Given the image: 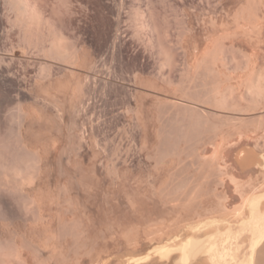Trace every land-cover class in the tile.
I'll list each match as a JSON object with an SVG mask.
<instances>
[{
    "label": "rangeland",
    "instance_id": "374dc122",
    "mask_svg": "<svg viewBox=\"0 0 264 264\" xmlns=\"http://www.w3.org/2000/svg\"><path fill=\"white\" fill-rule=\"evenodd\" d=\"M42 1H43L42 2L43 5H44L43 7H48L47 8L48 10L44 8L45 9L44 11L47 14L46 16L47 17L49 16L48 18L50 19V21H51L50 23L52 25L51 27H53V29L51 28L52 31L57 32V33H59V32L64 33V35H66V37L69 36L68 39H70V41L73 43V45H75L79 51L81 50L79 53H82V55H84V56H85V54L89 53L87 55L91 58H89L87 55L86 56L88 57V59L91 60V64L93 65V66L91 65V67H92L91 71L88 69V67H86V66L84 67V65L78 66L76 68L70 66V67H72L71 69H73L74 73L76 71V73L74 75L77 74L76 76H74V78L72 77L73 79H76L75 83H76V81H78V83L81 84L80 86H81V95H83V102H82L81 106L79 107V110H75V112H74V110L72 111V109H70V107H72V106H70L71 105L70 102H69L70 105L67 106V104H66V106L68 107V110L66 108V110H65L66 112L65 111L62 112L63 117L61 116L62 113L60 110L56 111L57 107H55V105H53V102L51 101L52 100L51 97L49 98L47 96L48 100L46 99L47 101L44 100L45 102L44 101L43 102L44 103L49 102V103L44 104L42 102L40 107L43 106V108H40L39 106L35 105L36 102H35V100L31 99L32 95L30 93H34V86L33 85L35 82V78L40 71L41 63L47 64L48 66L51 67L52 72H53L52 74L54 77H59L61 75V71H62L63 67L67 68L69 65L66 66V64H64L60 61L45 58V57L39 55V52H37L36 50L29 49V51L27 52L28 55L26 54V59H28V60L27 61L24 60L23 62H21L22 65H24V63H26L25 64L26 67L24 66L27 70L26 77L23 75L25 73V71H24V67L20 66V62H18V61L14 62V64L15 63L16 64L13 67L16 71L18 70L17 72H19L20 81H23V82H21L20 87H18V88L20 90L26 91L27 93L26 92L21 93L18 91L17 88L13 89V88H9V87H0V122H1V126H2L1 128H3L2 132L4 131L5 128H6L5 130L8 131L9 126H7V125L9 123L8 121H9L10 115H12V113L15 112V110L19 107L18 105H20V104L30 106V108H32L31 105L36 106V108L35 107L32 108L33 110L35 109L34 111H38V110L42 109L41 110L42 112L41 111L40 112L42 113V115H43V113L45 114V116L43 115V117L45 120L44 124L46 123V125H44L45 128L42 129L43 131L41 130V132H40L41 135H38L39 130L37 128L35 129V131H32L31 134L33 136H34V134H35V136L36 135L40 136V137L42 136L41 140L43 139L45 141V142L43 141L44 144L43 143L42 144L44 146H46V147H44L42 145L44 150H45L44 156L46 158V159L44 158V162H46L48 159V161L46 163H44V165H45L44 169H43L44 174H42L43 181H41V182H43L42 183V187H43L42 194H43V191H45L43 196H45V198L47 197L46 200L44 199L45 203L49 204V205H47L48 209L46 208L47 211H45V214H48V215H46V218L47 219L50 218V219H48L50 222L45 218L46 223L44 225L46 227L45 226H43V227H44V229L46 228L47 230L46 229L45 230L48 232L50 230H52L50 232H52V233L58 232L57 234L61 233V236H62V237L60 235H59L60 237H57L58 235L56 236V240L54 241L55 244L53 242V240L55 238L54 234L51 233L54 236L52 239L47 238L48 242L45 241V245L47 248L50 247V249L49 248L46 249L47 251L49 250L48 255H49V253H52V251H54L53 248L56 246L54 252H56L58 255L59 254L62 255V256L54 255L60 259V260H58V258H55L56 260H58L57 261L58 264H60V263L61 264H77L78 260L81 261V262H78V264H80V263L81 264H90V263L93 264V262H94V264H98L99 262H100L99 264H114V263H117V264H164V263L165 264H184L180 261L181 253L179 251L174 252L168 258H162L161 257L160 253L157 251V247L160 246L162 243L166 244L169 241V239L172 238V236L170 235V237H169V236L165 235L166 236L165 238L160 237L162 239H159L158 236H161V235H159V233L165 234L166 231L170 230V228L172 226L173 227L176 226V224H175L176 222L180 223L181 221H183V219H181V221L176 220V219H178L179 215H180L179 216L180 218L184 217V215H185L184 219L186 220L187 218H190L191 215L195 211L196 212L197 211H203V209L207 208L208 206L212 207V205H210V204H212V202H213V206H214V204L216 206V203H217L216 201H218V199H219V194H221L220 198L224 197V199H226L225 198L226 195L228 196L227 200L228 199H230V200H228V201L225 200V201H227L228 203H231V202L234 203L232 208L236 207L235 205H237V207H238V204L241 205V201L237 200L239 195H237V194L235 195V193H239V192H235V186H234V184H232L233 182L231 183V179H229V176L226 174L227 172L233 173L234 175L236 174L235 176L238 177L239 180L244 181V182L241 181L242 183H245V181L252 178V183H254L252 186H256V184H257V187L259 188V189H257V187H256L255 190L256 189L257 190L255 192L257 193V191H258V195L261 194V196H263V200H264V183H263L264 182V176L262 175V173H264V166L262 165L263 162H257L256 164L248 165V164L238 162L236 159L240 155L244 154L243 150H247V149L255 150L254 146L256 145V142H258L257 145L259 144L261 146V147L259 146L261 148L259 150L264 151V144H263L264 143L263 142L264 141V133L261 131V129L263 128L262 126H264V113H263L264 112V109H263L264 103L260 104V105H258V104L252 105L251 104L252 102L250 101L251 97L245 94L246 82L250 77V73L252 72V69L255 72L260 70L261 68L264 69V66H263L264 65V63H263L264 62V55H263L264 54V46H263L264 45V38H263L264 37V34H263L264 31L262 33H260V34H262L261 36H257V37H256V35L255 36L252 35V37L243 35L246 39L243 36H242V38H240L241 34L235 35V36H234V34H233V36H230V35H232V34H230L229 36L220 39V37H223V36H220L222 34L217 32L218 34H220V35H218L220 37L219 38L216 37V38L221 40L223 45H226L225 46L226 47L225 53L223 54V56L220 55V58L222 57L221 58L222 60L220 59L221 61H223V59L225 58V60L223 61L224 63L222 62L224 64V66H223V64H221V67L219 66L220 64L218 65L220 70L224 71V73L222 72L223 74L220 77V79H218V82L220 83V87L223 88L222 90H224V89H226V88H228L234 84L233 87L235 86L234 87L235 90L233 89V93H232L233 95L230 96V100H231V102L234 101L235 104L231 103V102L230 103L234 104V105H238V106H233V107L232 106L226 107V109H219L216 106H214L212 103L210 105V103L198 102L197 100L192 99L188 95V93H189V91L197 90L198 85H199V80H196L195 77L198 75V73L202 72V68H198L197 64H198V60L202 59L203 53H206V52H204V51H206V50H204V48H206L207 43H208V40L206 42V39H207V36L209 35V33L212 31V27H211L212 25L209 24L211 16L215 15L214 17H217L219 19L222 17L221 18L222 21L225 20L226 17L223 16L222 13H224V12L226 13V11L228 9L234 10L236 8L235 6H236L238 0H211L210 2H208L207 0H154L153 6H154L155 11L157 12V16H158L157 21H158V24L160 25V26L158 25V28L160 29L159 30L160 35H161V33L165 34V35L163 34L161 36L157 35V38H156V34L149 33L150 31L145 32L141 35L136 34L135 22L130 17V14L133 10L132 7H135V8L141 7L142 10L147 9L148 8L147 0H144V1L143 0H139V1L138 0L137 1H135V0H123L124 6L122 5V0L121 1L120 0H42ZM45 4H46V6H45ZM233 4H235V5H233ZM50 6H51V8H50ZM223 6H224V10H223ZM53 8H54V10H52ZM55 8H56V11H55ZM2 14H5V11H3ZM218 14H220L219 17H218ZM223 17H225V18H223ZM203 19H204L205 23L203 22ZM219 19H217V20H219ZM157 21H156V23H157ZM219 21H221V20H219ZM226 21H228V23ZM226 21H224V22H226L227 24H229V22H230V24H232L231 20L229 21V19H228ZM203 25H205V26H203ZM231 26H233V24L230 25V27H229L230 30H232L234 27V26L233 27H231ZM203 28H205L206 30ZM202 30H204V31H202ZM207 31H208V33H207ZM218 31H222V29L221 30L219 29ZM204 32H206V33H204ZM3 33H4V35H3ZM0 34L3 35V36L0 35V48H1L0 52L2 54H5V50H6V54H7V50H8L7 47H9V49H10V43H9V46H7L8 45L7 43L9 42V40H7L6 37L4 38L5 32L3 30L0 31ZM150 34H151L152 40L154 37L156 38V39L154 38L153 42H156V44H157V42L162 43L163 49L159 48L161 46V43L157 44L160 46L155 45V43H154V45H151ZM216 34L214 35V38H215V36H217ZM226 35H228V34H226ZM70 36L73 38V40ZM12 37L14 39L12 38L10 40L14 41L15 37L14 36H12ZM201 37H202V39H201ZM229 37H231L232 39ZM259 37H260V39H259ZM196 38H197V40H196ZM223 39H225V41ZM235 40L237 41V43ZM239 40L241 41V44H240ZM247 40H248V42H247ZM250 40H252L251 41L252 43L250 42ZM258 40H260V41H258ZM200 41H201V43H197ZM254 41H255V44L259 43V44H261V46L259 44L254 45L253 44ZM230 42H231V44H230ZM1 43L4 44V46ZM224 43H226V44H224ZM5 44L7 47L5 46ZM196 44H197V46L199 44V46L197 47ZM242 44H244V45L242 46ZM234 45H236V46H234ZM245 45H247V46H245ZM4 47L7 49H5ZM199 47H200V49H199ZM246 47H248V48H246ZM183 48L186 50H184ZM261 48H262V50H261ZM2 50H3V52H2ZM239 50H241V54L238 55ZM245 50L250 52V53H248V52L246 53ZM230 51H232V52H230ZM234 51H236L235 52L236 54H234ZM189 52H190V54H189ZM242 52H244V53L242 54ZM199 53L201 55H199ZM231 53H233V54H231ZM258 53H260V54H258ZM166 54L171 55L173 58V62L171 65H170V63H169V65H167L168 64L167 62L164 63L166 61V57H167ZM197 54H198V56H197ZM245 54L248 57L250 55L249 58H251V60H252L251 61L252 65H250L251 71H247L246 69H244L245 64L241 63V62H243L242 59H244L243 57ZM257 54H258V58H260V59L256 58ZM188 55H190V56H188ZM232 55H236V56L238 55L237 56L238 58L235 56V59H236L235 60V59H233L234 56H232ZM194 56H195V58H194ZM192 58H194V59H192ZM239 58H242L241 62H240V60L238 61ZM256 60H258V61H256ZM29 63H31V64H29ZM186 64H187V66H186ZM189 64H192L191 68H190L191 70L189 69V66H190ZM52 66H54V67H52ZM238 66H240V67H238ZM81 67H83V68H81ZM193 67H195V68L193 69ZM257 67H259L260 69ZM54 68L56 71L54 70ZM74 68H75V70H74ZM77 68L79 69V71ZM85 69H86V71H85ZM243 71H245V72H243ZM220 73H221V71H220ZM87 75L89 77L88 79H87ZM23 77H25V78H23ZM78 78H80V79H78ZM192 80H193V82H192ZM207 80H208V82H214L215 81L213 78H208ZM233 81H237L238 83L237 82L234 83ZM73 82H74V80H72V83ZM82 84H84V85H82ZM225 85H227L228 87ZM236 85H238V86H236ZM72 86H70V87H72ZM70 87H69V89H70ZM178 87H180V88H178ZM86 88L89 89L90 91L87 90ZM238 88H239L240 92H239ZM69 89H67L66 92L71 91V89L70 90ZM86 90L88 91V94H87ZM62 91H65V90H62ZM85 91H86V93H85ZM28 93L30 94L31 97H29V95H26ZM61 94H63V92ZM167 95H169V96H167ZM49 99H51V100H49ZM168 99H169V101H168ZM174 100H176L177 102ZM237 102L239 104H237ZM176 103H178L177 105L180 108H181V106H182V108H186V106H188L187 108L193 107L192 109H195L196 111L200 110L199 113L204 112V114L206 116H208L209 119L211 117L212 120H214V121H212V124L214 122H216L217 124H219V126L221 124H223V125L226 124V126L224 125L225 127H223L221 125L222 127H219V130L222 128L223 129L222 131H224V132H221L224 134H222V135L220 134V136L217 135V137L219 139L222 137V139H220V140L219 139L216 140L217 137H215L214 135L212 136V134H210L211 136L210 135L207 136V134L199 136V134L191 132L190 134L193 133V136H192L193 141L190 142L188 140L189 141L188 143H187V141L186 142L180 141L181 143L179 142L180 144H178V146L180 145L182 148L186 149L185 150L186 154L184 156H181V159L177 156H170V158H166L165 160H163L164 162H162L161 160H159V158H157V156L152 157V156H150V154L153 152L154 149L158 151V148H159V150H161V149L166 148V146H168V145L163 143L164 131L166 129L170 128L171 121L173 120V117H175V115H174L175 114V111H174L175 107H173V106H175ZM45 105H47V106H45ZM137 105H139L141 108ZM183 105H185V106H183ZM255 105H257V106H255ZM53 106H54V108H53ZM155 108H157V110H155ZM70 111H72V112H70ZM251 111L252 112L254 111V112L252 113ZM261 111H262V113H261ZM155 112H156V114L157 113L158 114L156 115ZM70 113L72 115H70ZM74 113H76V114H74ZM78 113H79V115H78ZM259 113H261V114H259ZM207 114H209V115H207ZM56 115L57 116L59 115V116L57 117ZM69 115L72 118H69L70 117ZM138 115H140V116H138ZM253 116H255V118ZM45 117H47V118H45ZM227 117H229V118H227ZM231 117H232V119H231ZM57 118H59V119H57ZM240 118H242V120H244V122L242 120H240ZM46 119H50V120H46ZM51 119H53V120H51ZM248 119H249V121H248ZM55 120L57 121L56 123H55ZM233 120H235V122ZM51 121L53 123H51ZM232 121L235 124L237 121L238 125L233 126L231 124ZM239 121H241L242 123H240ZM48 123H49V126H48ZM50 123H51V125H50ZM57 123H58V126H57ZM239 123L241 125L242 124L243 125L241 126ZM251 123H254L253 126H256V130L253 127L254 129L253 128L250 129V131H251L250 132V131H248L247 126H248V128L249 127L251 128L252 127V126H250ZM52 124H54V125H52ZM59 124H61V125H59ZM62 124L65 127H63ZM137 124H138V126H137ZM143 124L145 127L143 126ZM230 125H232L231 128L229 127ZM3 126H5V127H3ZM52 126H53V129H52ZM54 126L56 129L54 128ZM72 126H73V128H71ZM74 126H76V127H74ZM61 127H63V129ZM234 127L237 128V130ZM244 127H246L245 128L246 131L244 130ZM58 128L61 130H59ZM241 128L244 130L243 131L244 133L249 132L248 135L245 136L249 139L245 138L244 136L242 137L244 139H242L241 136H238L239 133L242 131ZM72 129H75V132H74V130L72 131ZM158 129H160V130H158ZM238 129H240V130H238ZM253 130H255L256 132L258 130V132H257L258 137H257V135H256L257 133H255V131L252 134ZM58 131H60V132H58ZM33 132H35V133H33ZM157 132H159L160 134H158ZM235 132H238V133H235ZM260 132H262V133L260 134ZM219 133H220V131H219ZM84 134H86V135H84ZM195 134H197V135H195ZM90 135H92V136H90ZM261 135H262V137H261ZM33 136L31 137L32 141L36 140L33 138L37 137V136L36 137L35 136L33 137ZM75 136L77 138L82 137V140L84 139L83 143H82L84 146L81 145V147H80V145H78L76 143L77 138ZM91 137H93V138H91ZM160 137H162V138H160ZM210 137H215L216 139L214 138V140H216L218 142H220L222 140L221 145H224V144H222L223 142L225 143V145L223 146V151H222L224 156L223 155H221V156H223L224 158L229 157L228 158L229 160L227 162V159H225V161L228 164H226L225 161L223 163L225 165H223L221 163V165L226 167V168L223 167L224 168L223 170H226V172H224V174L218 175V174H216V172H213V170L209 171L207 168L203 169L200 166L199 162L196 161L195 157L191 156V152L189 151L190 148H197L199 154L200 153H202V154L211 153L212 144L215 143V141L212 143L213 138L211 139ZM224 137L226 138V140ZM234 137H237L238 139L237 138L234 139ZM94 138H96V139H94ZM94 140H96L97 142ZM87 141H88V143H87ZM251 141H253V142H251ZM69 142H70V145H69ZM94 142H96V144ZM261 142H262V144H261ZM55 143H56V145H55ZM159 143H160V145H159ZM67 146H68V148H66ZM57 147L59 149H57ZM229 147H231L232 149ZM236 147H238V148H236ZM62 148L64 151L62 150ZM92 148H93V150H92ZM52 149H53V151H52ZM97 150H100L99 151L100 154L98 153ZM148 150L150 152L151 151L152 152L150 153ZM225 150L226 151L228 150V151L224 152ZM50 151H51V153H50ZM62 152H63V154H62ZM75 152L77 153V155L74 157L73 155L76 154ZM70 154H71V156H70ZM148 154H149V156H148ZM68 155H69V157H68ZM48 156L50 159L48 158ZM59 156H61V157H59ZM234 157H235L236 161H235ZM70 158L71 159L73 158V159L71 160ZM148 158H150V159H148ZM156 158L158 160H156ZM172 159H173V162H175V163L171 162ZM174 159H176V160H174ZM68 160H69V162H68ZM90 162H92V163H90ZM221 162H223V161H221ZM94 163H96V164H94ZM168 164H171V166ZM174 164H175V167H174ZM83 165H85V166L83 167ZM166 165H168L167 168H166ZM229 165L233 166V167L231 168ZM94 167H95V169H94ZM113 167L115 169L114 170L115 175H114V173H111V171H110V169H111L113 172ZM257 167L259 170H257ZM165 168H166V170H165ZM200 168H202L203 170L202 169L199 170ZM45 169L47 172L45 171ZM160 169H162L163 171ZM235 169H237V170L235 171ZM91 170L93 172H91ZM204 170H206V171H204ZM116 171H117V173H116ZM76 172H78V173L76 174ZM158 172H161V173H158ZM186 172H187V174H186ZM198 172H200V174ZM201 172L202 173L204 172V173L202 174ZM166 173H167V175H166ZM168 173H169V175H168ZM254 173H255V175H253ZM73 174L75 177L73 176ZM91 174H95V175H91ZM116 174H118V175H116ZM154 175H155V177H153ZM83 176H86V177L83 178ZM114 176H116V177H114ZM158 176L159 177L163 176L164 178H162V177L159 178ZM260 176H262L263 179ZM137 177H138V179H137ZM181 177L183 178V180H186V179L190 180V181L192 180L191 183L193 185L199 186V187H197L198 191L195 190L196 193H195L194 197H193L194 192L192 194V199L196 197V200L195 199L192 200L191 198L189 199L193 202H191V201L189 202V200L187 201V203L185 201H182V202L179 201V203L175 202V204H178L179 209L176 207L174 210V206H172V205H174L173 202H170V206H168L169 204H165L161 200H158L160 198H158V197L156 198V196L154 198V197H152L153 195L151 196L152 198L150 197L151 194L147 191L148 190L147 188H149L148 186H150V184H151L150 182L154 183V182H157V180H159L157 183H155L157 186H159V184H160L161 187H163V186L165 187V185H166V187L169 188V186H170V188H171V186L173 184L175 185L176 182H179L180 180H182ZM258 177H260V179ZM80 178H81V181H80ZM257 178L259 179L258 180L259 182L256 181ZM44 179H45V181H44ZM116 179L118 182H116ZM160 179H162L163 181ZM167 179H169V180H167ZM219 180H220V182H218ZM222 180L225 182H223ZM77 181H78L79 185L76 184ZM203 181H205V182L203 183ZM70 182L73 183V186L71 185L72 183H70ZM86 182H87V184H86ZM121 182H123V183L121 184ZM137 182L139 183L138 185H137ZM160 182H162V183H160ZM199 182H200V184H199ZM63 183L64 184L67 183L66 184L67 186L64 185ZM114 183L116 186L114 185ZM163 183L165 185H163ZM249 183H251V181ZM258 183H260V184H258ZM88 184H89V186H88ZM126 184H127V186H126ZM77 185L79 187H81V186L82 187L79 188ZM207 185L209 186V188ZM212 185H215L219 189L218 188L216 189V187L213 186V188L211 190ZM132 186H134V188ZM59 187L61 188L60 191H62L61 192L62 196H61V193L59 191V189H60ZM62 187H63V189H62ZM45 188H47L48 191ZM65 188H66V190L68 188V191H66ZM70 188H72L73 190H71ZM106 188H107V190H106ZM119 188H121V189H119ZM144 188H146V190H144ZM203 188H204V190H203ZM260 188L263 190L261 191ZM135 189H137V190L135 191ZM215 189L218 193L215 191ZM226 189L228 192L226 191ZM125 190H126V192H124ZM248 190H249V188H248ZM259 190L261 191L260 193H259ZM50 191H51V193H50ZM146 191L150 195L148 193H146ZM138 192H140V193L142 192L141 195ZM211 192H213L212 193L213 195H216V196H214L215 199L213 198V195L211 194ZM58 193H59V195H58ZM202 193L204 195L206 194L207 198H206V196L204 198V195ZM54 194H56V195H54ZM104 194H105V196H107V195L108 196L105 197ZM112 195H113V197H112ZM50 196L52 198H50ZM68 196L70 198H72L73 201H72V199L70 200V198ZM109 196H110V198H109ZM60 198H62L61 201H60ZM118 198H119V200H118ZM209 198H211V199H209ZM47 199L49 201H47ZM133 199H135V200H133ZM51 200H53V201H51ZM65 200H67V201H65ZM75 200H77L80 204L78 205L77 204L78 202ZM105 200H107L108 202ZM116 200H117V202H115ZM54 201H55V203H54ZM64 201L66 203L63 207L62 204H64ZM144 201H145V204H144ZM197 201L201 202V204ZM72 202H73V204H72ZM75 203H76V205H75ZM124 203L125 204L127 203V204L125 205ZM138 203H140V204H138ZM147 203H148V205H147ZM153 203H156V204H153ZM184 203H186V206ZM54 204H56L57 207H58V205H59V207L61 205V207L57 208L56 205H54ZM123 204H124V206H123ZM190 204H191V207H193V209L192 208L189 209ZM12 205H13V208L10 209L12 212L9 211L10 213H8L10 215L4 216V218H2L0 221V239H1L0 242L4 241L5 238H7L5 240L11 239L10 236L11 237L13 236L14 239H16L18 237L19 238V239L17 238L18 241L25 242L26 239L25 240L20 239L21 237L24 238L23 236L25 234L23 236H20V235H22L23 233H27V231L31 228V226L33 228L35 226L34 225L35 222L32 220L31 216L24 214L17 205H15V204H12ZM14 205H15V207H14ZM73 205H75V206H73ZM103 205H104V207H103ZM155 205H157L156 208L154 207ZM80 206H82V207L80 208ZM84 206H86V208H88V209L84 208ZM117 206H118L119 210H117ZM129 206H130V208H129ZM146 206H148V207H146ZM166 206H167V209H166ZM135 207H138V208H135ZM183 207H184V209H183ZM50 208H51V210H50ZM83 208L85 211L83 210ZM97 208H99V209H97ZM146 208L148 209V211H146L147 210ZM79 209L81 211H79ZM126 209H127V212H123V211H126ZM132 209L133 210L135 209V210L133 211ZM54 210H56V211L53 212ZM103 210H104V212H103ZM159 210H160V212H159ZM180 210H181V212H180ZM70 211H71V213H70ZM75 211H77V212H75ZM191 211H193V212L191 213ZM56 212H58V213H56ZM63 212H65V214ZM83 212L85 213L86 217H85ZM107 212H109V213H107ZM178 212H180V213H178ZM247 212L248 211L246 210L245 213H247ZM51 213H53V214H51ZM80 213H82V214H80ZM127 213H128V215L132 214L131 215L132 217L130 215L128 216ZM148 213H150L151 216ZM55 214H57V215H55ZM59 214H60V216H59ZM66 214L68 216H66ZM188 214H189V217H188ZM74 215L75 216L77 215L76 220L78 221L79 229H81L80 230L81 234L83 232V234H82L83 237L79 236L78 237V239L80 238L79 240L71 238V236H69V235H68L69 236L68 237L67 235H65V232L61 228L59 229V227L61 226L60 221L64 218L63 216H65L66 219L67 218L71 219V218H75ZM81 215H83V216H81ZM92 215H94V217ZM139 215H140V217H139ZM169 215L171 217H168ZM58 216L60 217V219ZM100 216H103V217H100ZM148 216H149V218H148ZM186 216H187V218H186ZM230 216L232 217L233 214H231ZM126 217H127V219H126ZM141 217H143V218H141ZM154 217H156V218H154ZM220 217L222 218L223 215L219 216V218H217L216 221L213 219L205 220V218H203L202 221H199V223L194 224L193 227H186V228L181 227V228H179L181 230V232H179L180 230L176 231V235L178 234L179 237L177 239H173L174 241L173 240L169 241V244H171V246H175V247L180 246V244L183 243V241H185L184 239H186V237L189 235L194 236V234H195L196 237H199V238L205 240V239H208V237H209V236H207L208 233H212L215 231L217 234H219L221 232L220 229H222V232H224L227 229V227H229L233 222H231V220H230L231 223L228 222L230 219L229 216H228L229 219H227V217H226V220H225V217L222 219ZM174 218H175V220H174ZM81 219H82V221H81ZM235 219H234V221H236V222L233 223L234 225H236L235 223L238 224V222H237L238 220H235ZM114 220H115V222H113ZM152 220L154 222L157 220L156 221L157 223L156 222L154 223ZM47 221H48L49 225L47 224ZM90 221H91V223H90ZM108 221H109V223H108ZM51 222H53V223H51ZM82 222H83V224H80ZM141 222H143V223H141ZM32 223H33V225H32ZM128 223H129V225H128ZM51 224L53 226H51ZM106 224L108 225V227H106L107 226ZM113 224H114V226H113ZM157 224L159 225V227ZM58 225H60V226L57 227ZM80 225H81V227H83V226L84 227L81 228ZM109 225L112 226L111 229L109 228ZM152 225H154V226L156 225L155 227L157 228V231L158 230L160 231V229L163 228V226L166 228L168 227L169 229L163 228L164 231L161 230V232L157 233L156 228ZM131 226H133V227H131ZM144 226L148 229H146V228L144 229ZM56 228H58L57 230H59V231H56ZM107 228H108V230H107ZM134 228H135V230H134ZM138 228H141V229H138ZM88 229H91V230H88ZM153 229H155V230H153ZM61 230H62V232H61ZM133 230H134V232H133ZM183 230L185 231V233ZM209 230H211V231H209ZM87 231L89 233H86ZM110 231H112V232H110ZM125 231L127 232V234H125L126 233ZM139 231H140V234L142 233L141 236L137 233ZM146 231L149 233H146ZM29 232L26 234L27 238H28V236L31 235V229L29 230ZM100 232L102 235L100 234ZM105 232H107V233H105ZM152 232H154L153 234H155L156 236L153 235ZM187 232H189V234H187ZM91 233H92V235H91ZM113 233H115V234H113ZM134 233L138 237L136 235L133 236ZM26 235H25V237H26ZM48 235L49 234H47V236ZM52 235H49V236H52ZM120 235L121 236L123 235V236L121 237ZM1 236H3V237H1ZM91 236H93V237H91ZM125 237H126V239H125ZM128 237L130 238V240ZM134 237H136L135 238L136 240L132 239ZM2 238H4V239L2 240ZM58 238H60V239H58ZM90 238H91V240H89ZM119 238H120V240H119ZM166 238H168V239H166ZM103 239H104V241H103ZM107 239H110V240H107ZM123 239H124V242L122 241ZM141 239H143V240H141ZM76 241L78 242V245H76L77 244ZM61 242L63 243L64 246L62 245ZM99 242H100V245H99ZM108 242H110V243H108ZM67 243L70 245L69 247H68ZM79 243H80V245H79ZM115 243H117V244H115ZM137 243H139V244L141 243V244L139 245ZM50 244H53V245L51 246ZM89 244H90V247H89ZM94 244L95 245L97 244L98 247H96L97 245L95 246ZM131 244H133V245L131 246ZM244 244L247 245V241H245ZM121 245H123V246H121ZM57 246H59V248ZM79 246H80V248H79ZM66 247H68V248H66ZM72 247L76 248V249H74V252L72 251V249H73ZM261 247L262 248L259 249V252H258L259 256H257V261L264 259V252L263 253L260 252V251L264 250V244ZM51 248H52V250H51ZM92 248H94V249L92 250ZM98 248H100V249H98ZM104 249H107L108 253ZM113 249H114V251H113ZM115 249H116V251H115ZM81 250L83 252H80ZM85 250L87 252H85ZM88 250L90 251L89 253H88ZM60 251H62V252H60ZM92 251L94 253L91 254ZM118 251H121V252L119 253ZM75 252H78V253H75ZM28 253L26 252L25 255H28ZM62 253H64V254H62ZM86 254H87V256H85ZM97 254H99V255H97ZM143 254H144V256H143ZM77 255H78V257H77ZM82 256H84V257L81 258ZM31 257L32 258L29 259V262H32L31 264H36L34 262H37L38 260L36 258H33V256H31ZM61 257L62 258L64 257L63 259H65L64 261H66V263L63 261V259H61ZM74 258H75V260L73 261ZM94 258H95V260H94ZM66 259H68V260H66ZM56 260L55 261L54 260L49 261L48 258H44V259H42V263L43 264H53V263L56 264ZM203 263L206 264L205 263V256H200L199 258H197L196 260H192L188 264H203Z\"/></svg>",
    "mask_w": 264,
    "mask_h": 264
},
{
    "label": "bare ground",
    "instance_id": "6f19581e",
    "mask_svg": "<svg viewBox=\"0 0 264 264\" xmlns=\"http://www.w3.org/2000/svg\"><path fill=\"white\" fill-rule=\"evenodd\" d=\"M121 1V0H120ZM135 1H137V0H135ZM139 1V0H138ZM144 1V0H143ZM208 2H210L211 0H207ZM43 1L42 0H0V31L1 30H3L4 32H5V36H4V38L6 37L7 38V40H9V42L7 43L8 45L7 46H9V43H10V49H9V47H7L6 46V44H5V46L8 48V50H7V54H6V50H5V54H2L1 52H0V87H9V88H17L18 89V91L19 92H26V91H23V90H20L18 87H20V84H21V82H23V81H20V77H19V72H17L13 67L15 66V64H14V62H20V66L21 67H24L25 66V64L26 63H24V65H22L21 64V62H23L24 60L25 61H27L28 59H26V54L28 55V51H29V49H34V50H36L37 52H39V55H41V56H43V57H45V58H49V59H51V60H56V61H60V62H62V63H64V64H66V66H68L67 68L65 67H63V69H62V71H61V75L59 76V77H54L53 76V72H52V69H51V67L50 66H48L47 64H44V63H41V65H40V71H39V73H38V75L36 76V78H35V82H34V93H30L31 95H32V98L31 99H33V100H35V102H36V104L35 105H37V106H39L40 107V105H41V103L44 101V100H48V97L50 98L51 97V99H49V100H51L52 102H53V105H55V107H57V109H56V111L57 110H60L61 111V113L63 112V111H65L66 110V108H67V110H68V105H70V103H71V105L70 106H72V107H70V109H72V111L74 110V112H75V110H79V107L81 106V104H82V102H83V95H81V84H79L78 83V81H76V83H75V80L76 79H73L74 78V76H76V75H74L75 73H76V71H75V73H74V71H73V69H71L72 67H78V66H83L84 65V67L86 66V67H88V69L91 71V60L90 59H88V55L87 54H89V53H87V54H85V56L87 57H85L84 55H82V53H79L80 51L77 49V47L75 46V45H73V43L70 41V39H68L69 38V36L68 37H66V35H64V33H57V32H53L52 31V29H53V27H51L52 25H51V21H50V19L46 16L47 14L45 13V9H47L48 7H43L44 5H43V3H42ZM123 0H122V5H123ZM147 2H148V8L147 9H145V10H142L141 9V7H139V8H135V7H132L133 8V10H132V12H131V14H130V17H131V19L135 22V32H136V34H138V35H141V34H143V33H145V32H148V31H150L149 33H153V34H156V38H157V35L159 36L160 35V29L158 28V21H157V12L155 11V8H154V0H147ZM236 2V1H235ZM234 3V2H233ZM147 5V4H146ZM230 5V4H229ZM233 5H235V4H233ZM45 6H46V4H45ZM124 6V5H123ZM231 6V5H230ZM229 6V7H230ZM54 7V6H53ZM236 8L233 10H231V9H228L227 11H226V13L224 14V13H222L223 14V16H225V17H223V18H225V20H223L222 21V17L219 19V18H217V17H214V16H211V18H210V25H212L211 27H212V31L209 33V35L207 36V39H206V42H207V40H208V43H207V46H206V48H204V50H206V51H204V52H206V53H203V57H202V59H200V60H198V64H197V66H198V68H202V72L201 73H198V75L195 77L196 78V80H199V85H198V88H197V90H195V91H189V93H188V95L192 98V99H195V100H197L198 102H205V103H210V105H211V103L214 105V106H216L217 108H219V109H226V107H230V106H238V105H234L235 103H234V101H232L231 102V100H230V96L231 95H233L232 93H233V89H234V87H233V85H231L230 87H228L227 85H225V86H227L228 88H226V89H224V90H222L223 88H221L220 87V83L218 82V79H220V77L222 76V74L224 73V71H222V70H220V68H219V66L221 67V64H223L224 62V60H225V58L223 59V61H221L222 59V57L220 58V55H222L223 56V54L225 53V50H226V45H223V43H222V41L221 40H219V39H217L216 37H220V36H223V37H220V39H222V38H224V37H227V36H229L230 34H232V35H230V36H233V34H234V36L235 35H239V34H241L240 36V38H242V36L243 35H245V36H249V37H252V35H256V37L257 36H261L262 34H260V33H262L263 31H264V0H238V2H237V4H236V6H235ZM45 8V9H44ZM50 8H51V6H50ZM227 8V7H226ZM48 10V9H47ZM51 10V9H50ZM52 10H54V8L52 9ZM223 10H224V6H223ZM3 11H5V14H2V12ZM55 11H56V8H55ZM59 11V10H58ZM48 13V12H47ZM51 13V12H50ZM57 13V12H56ZM218 13V12H217ZM58 15V14H57ZM219 15L220 14H218V17H219ZM222 16V15H221ZM217 19H219V20H221V21H219V20H217ZM229 19V21L231 20V23L233 24V26H231V27H233V29L232 30H230L229 29V27H230V25H232V24H230V22H229V24H227L228 23V21H226V20H228ZM209 20V19H208ZM156 21H157V23H156ZM220 23H219V22ZM224 21H226V22H224ZM201 22V21H200ZM203 22H204V19H203ZM202 23V22H201ZM200 23V24H201ZM205 23V22H204ZM160 26V25H159ZM203 26H205V25H203ZM209 27V26H208ZM52 28V29H51ZM161 28V27H160ZM210 28V27H209ZM221 30L222 29V31H218L219 29ZM64 29V28H63ZM203 29H205V28H203ZM211 29V28H210ZM206 30V29H205ZM64 31V30H63ZM202 31H204V30H202ZM65 32V31H64ZM163 32V31H162ZM221 33L222 35H220V34H218V33ZM204 33H206V32H204ZM207 33H208V31H207ZM217 33V34H216ZM66 34V33H65ZM164 34V33H163ZM162 33H161V35H163ZM203 34V33H202ZM201 34V35H202ZM217 35V36H215V38H214V35ZM226 34H228V35H226ZM259 34V35H258ZM264 34V33H263ZM0 35H2V34H0ZM3 35H4V33H3ZM2 35V36H3ZM160 35V36H161ZM165 35V34H164ZM218 35H220V36H218ZM225 35V36H224ZM1 36V37H2ZM12 36H14L15 37V40L14 41H11L10 39H12L13 37ZM143 36V35H142ZM155 36V35H154ZM194 36V35H193ZM196 36V35H195ZM198 36V35H197ZM253 36V37H254ZM71 37V36H70ZM150 37H151V34H150ZM244 37V36H243ZM72 38V37H71ZM155 38V37H154ZM154 38H153V40H152V37L150 38V43H151V45H154V43H155V45H157L158 43L160 44L161 42H157V44H156V42H153L154 41ZM155 38V39H156ZM205 38V37H204ZM203 38V39H204ZM229 38H231V37H229ZM228 38V39H229ZM235 38V37H234ZM245 38V37H244ZM264 38V37H263ZM3 39V38H2ZM14 39V38H13ZM201 39H202V37H201ZM217 39V40H216ZM232 39V38H231ZM246 39V38H245ZM259 39H260V37H259ZM72 40H73V38H72ZM158 40V39H157ZM156 40V41H157ZM196 40H197V38H196ZM224 41H225V39H223ZM159 41V40H158ZM220 41V42H219ZM236 41V40H235ZM240 41V40H239ZM245 41V40H244ZM252 40H250V42H251ZM258 41H260V40H258ZM262 41V40H261ZM195 42V41H194ZM204 42V41H203ZM233 42V41H232ZM247 42H248V40H247ZM189 43V42H188ZM197 43H201V41L200 42H197ZM236 43H237V41H236ZM252 43V42H251ZM2 44V43H1ZM78 44V43H77ZM222 44V45H221ZM224 44H226V43H224ZM230 44H231V42H230ZM240 44H241V41H240ZM249 44V43H248ZM254 45H256V44H259V43H256L255 44V41H254V43H253ZM3 46H4V44H2ZM183 45V44H182ZM193 45V44H192ZM203 45V46H204ZM244 44H242V46H243ZM251 45V44H250ZM260 46H261V44H259ZM82 46V45H81ZM157 46H160V45H157ZM191 46V45H190ZM196 46H197V44H196ZM198 46H199V44H198ZM197 46V47H198ZM234 46H236V45H234ZM240 46V45H239ZM245 46H247V45H245ZM249 46V45H248ZM264 46V45H263ZM156 47V46H155ZM163 46H162V43H161V46L159 47V48H161V49H163L162 48ZM184 47V46H183ZM187 47V46H186ZM5 48V47H4ZM7 48H5V49H7ZM194 48V47H193ZM240 48V47H239ZM238 48V49H239ZM242 48V47H241ZM246 48H248V47H246ZM251 48V47H250ZM249 48V49H250ZM253 48V47H252ZM1 49V48H0ZM80 49V48H79ZM184 49V48H183ZM189 49V48H188ZM187 49V50H188ZM199 49H200V47H199ZM235 49V48H234ZM237 49V48H236ZM184 50H186V49H184ZM248 50V49H247ZM251 50V49H250ZM257 50V49H256ZM255 50V51H256ZM261 50H262V48H261ZM1 51V50H0ZM86 51V50H85ZM194 51V50H193ZM233 51V50H232ZM232 51H230V52H232ZM246 51V50H245ZM252 51V50H251ZM254 51V50H253ZM2 52H3V50H2ZM84 52V51H83ZM87 52V51H86ZM223 52V53H222ZM236 51H234V54H236L235 53ZM238 52V51H237ZM248 51H246V53H247ZM263 52V51H262ZM195 53V52H194ZM244 52H242V54H243ZM248 53H250V52H248ZM256 53V52H255ZM189 54H190V52H189ZM193 54V53H192ZM191 54V55H192ZM231 54H233V53H231ZM230 54V55H231ZM239 54H241V50H239V52H238V55ZM258 54H260V53H258ZM258 54H257V57L256 58H258ZM169 55V54H168ZM167 54H166V61L164 62V63H168L167 65H169V63H170V65L172 64V62H173V58H172V56L171 55H169L168 56ZM199 55H201L200 53H199ZM205 55V56H204ZM237 55V56H238ZM264 55V54H263ZM188 56H190V55H188ZM197 56H198V54H197ZM196 56V57H197ZM232 56H234V58L233 59H235V56L236 55H232ZM231 56V57H232ZM236 56V57H237ZM249 57H250V55H249ZM246 54L244 55V59H242V58H239L238 59V61L240 60V62L243 60V62H241V63H244L245 64V67H244V69H246L247 71H251L250 70V65H252L251 64V58H249ZM255 57V56H254ZM260 57V56H259ZM33 58V57H32ZM89 58H91V57H89ZM189 58V57H188ZM194 58H195V56H194ZM194 58H192V59H194ZM198 58V57H197ZM238 58V57H237ZM36 59V58H35ZM187 59V58H186ZM190 59V58H189ZM188 59V60H189ZM199 59V58H198ZM221 59V60H220ZM242 59V60H241ZM258 59H260V58H258ZM262 59V58H261ZM172 60V61H171ZM187 60V61H188ZM197 60V59H196ZM236 60V59H235ZM195 61V60H194ZM193 61V62H194ZM256 61H258V60H256ZM255 61V62H256ZM221 62V63H220ZM223 62V63H222ZM254 62V63H255ZM40 63V62H39ZM46 63V62H45ZM188 63V62H187ZM196 63V62H195ZM194 63V64H195ZM239 63V62H238ZM264 63V62H263ZM14 64V65H13ZM29 64H31V63H29ZM52 64V63H51ZM220 64V65H219ZM262 64V63H261ZM190 66H189V69L191 68V65L192 64H189ZM219 65V66H218ZM255 65V64H254ZM70 66H72V67H70ZM93 66V65H92ZM186 66H187V64H186ZM223 66H224V64H223ZM260 66V65H259ZM264 66V65H263ZM26 67V66H25ZM24 67V71H25V73L23 74L25 77H26V72H27V70H26V68ZM52 67H54V66H52ZM61 67V66H60ZM196 67V66H195ZM195 67H193V69L195 68ZM218 67V68H217ZM238 67H240V66H238ZM255 67V66H254ZM75 68H74V70H75ZM81 68H83V67H81ZM257 68H259V67H257ZM22 69V68H21ZM61 69V68H60ZM78 69V68H77ZM260 69V68H259ZM54 70H55V68H54ZM191 70V69H190ZM200 70V69H199ZM245 70V71H246ZM56 71V70H55ZM78 71H79V69H78ZM77 71V72H78ZM85 71H86V69H85ZM88 71V70H87ZM186 71V70H185ZM220 71H221V73H220ZM242 71V70H241ZM245 71H243V72H245ZM190 72V71H189ZM223 72V73H222ZM242 72V73H243ZM59 73V72H58ZM28 74V73H27ZM60 74V73H59ZM194 74V73H193ZM234 74V73H233ZM237 75V74H236ZM245 75V74H244ZM248 75V74H247ZM21 76V75H20ZM56 76V75H55ZM80 76V75H79ZM90 76V75H89ZM240 76V75H239ZM238 76V77H239ZM243 76V75H242ZM25 77H23V78H25ZM73 77V78H72ZM86 77V76H85ZM233 77V76H232ZM249 77V76H248ZM72 78V79H71ZM89 77H88V75H87V79H88ZM139 78V77H138ZM208 78H213L215 81L214 82H208ZM234 78V77H233ZM245 78V77H244ZM78 79H80V78H78ZM77 79V80H78ZM85 79V78H84ZM86 79V80H87ZM91 79V78H90ZM225 79V78H224ZM239 79V78H238ZM72 80H74V84L72 83ZM195 80V79H194ZM233 80V79H232ZM91 81V80H90ZM187 82V81H186ZM192 82H193V80H192ZM224 82V81H223ZM234 83L235 82H237V81H233ZM88 83V82H87ZM196 83V82H195ZM198 83V82H197ZM230 83V82H229ZM238 83V82H237ZM236 83V84H237ZM243 83V82H242ZM86 84V83H85ZM91 84V83H90ZM193 84V83H192ZM245 84V83H244ZM243 84V85H244ZM72 86V87H70V86ZM82 85H84V84H82ZM222 85V84H221ZM90 86V85H89ZM236 86H238V85H236ZM240 86V85H239ZM69 87H70V89H71V91H68V92H66V90L67 89H69ZM173 87V86H172ZM243 87V86H242ZM246 90H245V94L246 95H248V96H250L251 97V99H250V101L252 102H250L252 105H254V104H258V105H260V104H263L264 103V69H260V70H258V71H254L253 69H252V72L250 73V77H249V79L247 80V82H246ZM244 87V88H245ZM178 88H180V87H178ZM193 88V87H192ZM69 89V90H70ZM87 89V88H86ZM62 90H65V91H62ZM87 90H89V89H87ZM86 90V91H87ZM185 90V89H184ZM235 90V89H234ZM238 90H239V88H238ZM86 91H85V93H86ZM90 91V90H89ZM243 91V90H242ZM33 92V91H32ZM63 92V94H61ZM66 92V93H65ZM83 92V91H82ZM169 92V91H168ZM167 92V93H168ZM171 92V91H170ZM187 92V91H186ZM239 92H240V90H239ZM27 93V92H26ZM65 93V94H64ZM91 93V92H90ZM30 94L28 93V94H26V95H29V97H31L30 96ZM87 94H88V91H87ZM178 94V93H177ZM182 94V93H181ZM187 94V93H186ZM241 94V93H240ZM179 95V94H178ZM238 95V94H237ZM48 96V97H47ZM167 96H169V95H167ZM182 96V95H181ZM47 97V98H46ZM173 97V96H172ZM242 97V96H241ZM244 98V97H243ZM159 99V98H158ZM186 99V98H185ZM241 99V98H240ZM46 100V101H47ZM184 100V99H183ZM242 100V99H241ZM50 101V102H51ZM167 101V100H166ZM165 101V102H166ZM168 101H169V99H168ZM174 101H176V100H174ZM173 101V102H174ZM45 102V101H44ZM43 102V103H44ZM68 102V103H67ZM70 102V103H69ZM160 102V101H159ZM163 102V101H162ZM172 102V103H173ZM177 102V101H176ZM189 102V101H188ZM234 103V104H231V103ZM49 102H47V103H44V104H48ZM171 103V102H170ZM183 103V102H182ZM33 104V103H32ZM43 104V105H44ZM51 104V103H50ZM66 104H67V106H66ZM162 104V103H161ZM160 104V105H161ZM164 104V103H163ZM178 103H176V105L175 106H173V107H175V109H174V111H175V117H173V120L171 121V124H170V128L169 129H166L165 131H164V140H163V143L164 144H166V145H168V146H166V148H164V149H161V150H159V148H158V151L157 150H155L154 148V150H153V152L151 153L149 150V152L151 153H149L150 154V156H152V157H156L157 156V158H159V160H161L162 162H164L163 160H165L166 158H170V156H177V157H179L180 159H181V156H184L186 153H185V148H182L180 145L178 146V144H180L182 141H187V143L190 141H193V139H192V136H193V133L192 134H190L191 132H194V133H197V134H199V136H201V135H206L207 134V136L208 135H210V134H212V136L214 135L215 137H217V135H219L220 136V134L222 135V134H224V133H221V132H224V131H222L223 129L221 128L220 130H219V127H225L226 126V124H221L220 126H219V124H217L216 122H214L213 124H212V121H214V120H212V118L210 117V119L208 118V116H206L205 114H204V112H202V113H199L200 112V110L197 112L195 109H192V108H187L188 106H186V108H182V106H181V108L177 105ZM185 104V103H184ZM237 104H239L238 102H237ZM246 104V103H245ZM84 105V104H83ZM140 105V104H139ZM139 105H137V106H139ZM155 105V104H154ZM158 105V104H157ZM207 105V104H206ZM19 107L15 110V112L14 113H12V115H10V118H9V123H8V125L7 126H9V128H8V131H6L5 129H4V131L2 132V129L3 128H1L2 126H1V122H0V221H1V219L2 218H4V216H7V215H10V214H8V213H10L9 211H11L10 209H12L13 208V205L12 204H15V205H17L19 208H20V210L24 213V214H26V215H28V216H31L32 217V220L35 222V226L32 228V226H31V237L30 236H28V238H27V233L29 232V230L27 231V233H23L22 235H20V236H23L24 234L26 235V237H25V235L23 236L24 238H20V239H23V240H25V242H21V241H18V239L16 238V239H14L13 238V236L11 237L10 236V238L11 239H9V240H5V239H7V238H2V240L4 239V241H1L0 242V264H31L32 262H29V259L30 258H32L31 256H33V258H36L38 261L37 262H34V263H38V264H43L42 263V259H44V258H48V260L50 261V260H56L55 258H58V257H56V256H54V255H58L56 252H54L55 251V247L53 248L54 249V251H52V253H49V255H48V252H49V250L47 251L46 249H50V247H46V245H45V241H47L48 242V239L47 238H53L54 236H55V238H54V240H53V242L56 240V236L57 237H60L61 236V233H59V234H57L58 232H56V233H52V232H50V231H52V230H50L49 232L48 231H46L45 229H44V227L43 226H45L44 224L46 223V220H45V218H46V215H48V214H45V211H47L46 210V208H47V205H49V204H47V203H45V200H46V198H45V196H43L44 195V192L45 191H43V194H42V190H43V187H42V183L43 182H41V181H43V177H42V174H44L43 172V169H44V163H46L47 161H48V159H47V161L46 162H44V158H45V150H44V148H43V139L41 140V138H42V136L40 137V136H35V134H34V136L36 137V138H33V139H36V140H33L32 141V131H35V129L37 128L39 131H38V135H41L40 134V132H41V130L43 129V128H45L44 127V125H46V123L44 124V122H45V120H44V117H43V115L45 116V114L43 113V115H42V109L41 110H38V111H34L32 108L33 107H35L36 108V106H32L31 105V107L32 108H30V106H26V105H24V104H20V105H18ZM45 106H47V105H45ZM183 106H185V105H183ZM255 106H257V105H255ZM140 107V106H139ZM160 107V106H159ZM213 107V106H212ZM245 107V106H244ZM40 108H43V106L42 107H40ZM45 108V107H44ZM53 108H54V106H53ZM141 108V107H140ZM158 108V107H157ZM157 108H155V110H157ZM69 109V110H70ZM218 109V110H219ZM256 109V108H255ZM264 109V108H263ZM137 110V109H136ZM140 110V109H139ZM162 110V109H161ZM236 110V109H235ZM41 111V112H40ZM72 111H70V112H72ZM85 111V110H84ZM135 111V110H134ZM141 111V110H140ZM250 111V110H249ZM44 112V111H43ZM66 112V111H65ZM69 112V111H68ZM78 112V111H77ZM82 112V111H81ZM136 112V111H135ZM158 112V111H157ZM160 112V111H159ZM221 112V111H220ZM223 112V111H222ZM242 112V111H241ZM248 112V111H247ZM252 112V111H251ZM254 112V111H253ZM252 112V113H253ZM137 113V112H136ZM142 113V112H141ZM261 113H262V111H261ZM261 113H259V114H261ZM264 113V112H263ZM74 114H76V113H74ZM155 114H156V112H155ZM158 114V113H157ZM156 114V115H157ZM161 114V113H160ZM205 116H204V115ZM61 115V114H60ZM70 115H72L71 113H70ZM69 115V116H70ZM78 115H79V113H78ZM207 115H209V114H207ZM212 115V114H211ZM221 115V114H220ZM57 116V115H56ZM59 116V115H58ZM57 116V117H58ZM62 117H63V113H62V115H61ZM138 116H140V115H138ZM159 116V115H158ZM157 116V117H158ZM223 116V115H222ZM246 116V115H245ZM257 116V115H256ZM263 116V115H262ZM220 117V116H219ZM254 118H255V116H253ZM261 117V116H260ZM45 118H47V117H45ZM61 118V117H60ZM66 118V117H65ZM69 118H72L71 116L69 117ZM136 118V117H135ZM138 118V117H137ZM227 118H229V117H227ZM2 119V118H1ZM57 119H59V118H57ZM63 119V118H62ZM142 119V118H141ZM158 119V118H157ZM231 119H232V117H231ZM239 119V118H238ZM237 119V120H238ZM253 119V118H252ZM261 119V118H260ZM46 120H50V119H46ZM51 120H53V119H51ZM65 120V119H64ZM63 120V121H64ZM71 120V119H70ZM74 120V119H73ZM138 120V119H137ZM223 120V119H222ZM240 120H242V118H240ZM141 121V120H140ZM169 121V120H168ZM226 121V120H225ZM224 121V122H225ZM234 122H235V120H233ZM232 121V125L233 126H235V125H238V123H237V121H236V124L234 123ZM243 122H244V120H242ZM248 121H249V119H248ZM49 122V121H48ZM57 121L55 120V123H56ZM75 122V121H74ZM228 122V121H227ZM226 122V123H227ZM240 123H242L241 121H239ZM51 123H53L52 121H51ZM51 123H50V125H51ZM140 123V122H139ZM138 123V124H139ZM144 123V122H143ZM216 123V124H215ZM221 123V122H220ZM239 123V124H240ZM75 124V123H74ZM73 124V125H74ZM138 124H137V126H138ZM253 124L254 123H251V125L250 126H252L251 128L249 127L248 128V126H247V129H248V131H250V129H252L253 127L255 128V130H256V126H253ZM52 125H54V124H52ZM56 125V124H55ZM59 125H61V124H59ZM69 125V124H68ZM72 125V124H71ZM166 125V124H165ZM232 125H230L229 127L231 128L232 127ZM241 125V124H240ZM243 125V124H242ZM241 125V126H242ZM248 125V124H247ZM48 126H49V123H48ZM47 126V127H48ZM57 126H58V123H57ZM62 126H63V124H62ZM78 126V125H77ZM142 126V125H141ZM143 126H144V124H143ZM3 127H5V126H3ZM63 127H65V126H63ZM63 127H61L62 129H63ZM68 127V126H67ZM74 127H76V126H74ZM145 127V126H144ZM160 127V126H159ZM263 128H264V126H262ZM54 128H55V126H54ZM70 128V127H69ZM71 128H73V126L71 127ZM162 128V127H161ZM166 128V127H165ZM235 128V127H234ZM245 128L246 127H244V130H245ZM253 128V129H254ZM261 129V131L264 133V129ZM50 129V128H49ZM52 129H53V126H52ZM56 129V128H55ZM59 129V128H58ZM233 129V128H232ZM236 130H237V128H235ZM242 129V128H241ZM59 130H61V129H59ZM74 130V132H75V129H72V131ZM158 130H160V129H158ZM234 130V129H233ZM235 130V131H236ZM238 130H240V129H238ZM243 129H242V131L239 133V135L238 136H241V138L244 136H247L248 135V133L249 132H246V133H244L243 131H244ZM255 130H253L252 131V134L254 133V131ZM37 131V130H36ZM43 131V130H42ZM219 131H220V133H219ZM227 131V130H226ZM246 131V130H245ZM260 131V130H259ZM58 132H60V131H58ZM68 132V131H67ZM84 132V131H83ZM251 132V131H250ZM257 132H258V130H257ZM256 131H255V133H257ZM262 132H260V134L262 133ZM33 133H35V132H33ZM71 133V132H70ZM81 133V132H80ZM158 134H160L159 132H157ZM214 133V134H213ZM227 133V132H226ZM235 133H238V132H235ZM190 134V135H189ZM197 134H195V135H197ZM228 134V133H227ZM251 134V133H250ZM249 134V135H250ZM251 134V135H252ZM32 135V136H31ZM78 135V134H77ZM76 135V136H77ZM80 135V134H79ZM82 135V134H81ZM84 135H86V134H84ZM163 135V134H162ZM255 135V134H254ZM257 135V137H258V133L256 134ZM33 136V137H34ZM70 136V135H69ZM75 136V137H76ZM90 136H92V135H90ZM211 136V135H210ZM224 136V135H223ZM228 136V135H227ZM260 136V135H259ZM68 137V136H67ZM94 137V136H93ZM93 137H91V138H93ZM159 137V136H158ZM215 137H210L211 139L213 138V141H212V143L215 141V143H211L212 144V151H211V153H204V154H202V153H200L199 154V152H198V149L197 148H190L189 149V151L191 152V156H194L195 157V159H196V161L197 162H199V164H200V166L204 169H208L209 171L211 170H213V172H216V174H218V175H220V174H224V172H226V170H223L224 168H226V167H224L223 165H225V164H223L224 163V161H225V159H227V162H228V158H224L223 156V153H222V151H223V146L225 145V143L223 142L222 144H224V145H221V142H222V140L220 141V142H218V141H216V140H218L219 138L217 137V139L215 138ZM249 137V136H248ZM252 137V136H251ZM261 137H262V135H261ZM77 138V137H76ZM90 138V139H91ZM160 138H162V137H160ZM209 138V137H208ZM214 138L216 139V140H214ZM225 138V137H224ZM230 138V137H229ZM235 138H237V137H234V139ZM245 138H247V137H245ZM70 139V138H69ZM68 139V140H69ZM89 139V140H90ZM94 139H96V138H94ZM158 139V138H157ZM220 139H222V137L220 138ZM219 139V140H220ZM238 139V138H237ZM242 139H244V138H242ZM247 139H249V138H247ZM251 139V138H250ZM257 139V138H256ZM259 139V138H258ZM71 140V139H70ZM84 140V139H83ZM83 140H82V137H78L77 139H76V143L78 144V145H80V147H81V145H83L82 143H83ZM87 140V139H86ZM92 140V139H91ZM161 140V139H160ZM189 140V141H188ZM224 140V139H223ZM225 140H226V138H225ZM228 140V139H227ZM254 140V139H253ZM263 140V139H262ZM93 141V140H92ZM94 141H96V140H94ZM181 141V142H180ZM245 141V140H244ZM250 141V140H249ZM45 142V141H44ZM54 142V141H53ZM52 142V143H53ZM72 142V141H71ZM97 142V141H96ZM96 142H94L95 144H96ZM161 142V141H160ZM180 142V143H179ZM202 142V141H201ZM217 142V143H216ZM251 142H253V141H251ZM264 142V141H263ZM43 143V144H42ZM87 143H88V141H87ZM90 143V142H89ZM198 143V142H197ZM204 143V142H203ZM232 143V142H231ZM234 143V142H233ZM237 143V142H236ZM235 143V144H236ZM257 143L258 142H256V145L254 146L255 147V150H250V149H247V150H243V152H244V154L243 155H240L238 158H236L237 159V161L238 162H241V163H244V164H248V165H252V164H256L257 162H263V166H264V151L263 150H259V149H261L260 147V145L258 144L257 145ZM92 144V143H91ZM94 144V145H95ZM227 144V143H226ZM229 144V143H228ZM239 144V143H238ZM261 144H262V142H261ZM264 144V143H263ZM43 145V146H42ZM46 145V144H45ZM48 145V144H47ZM55 145H56V143H55ZM69 145H70V142H69ZM73 145V144H72ZM76 145V144H75ZM77 145V146H78ZM98 145V144H97ZM144 145V144H143ZM159 145H160V143H159ZM196 145V144H195ZM200 145V144H199ZM208 145V144H207ZM234 145V144H233ZM237 145V144H236ZM241 145V144H240ZM60 146V145H59ZM65 146V145H64ZM84 146V145H83ZM205 146V145H204ZM260 146V147H259ZM44 147H46V146H44ZM54 147V146H53ZM75 147V146H74ZM87 147V146H86ZM92 147V146H91ZM90 147V148H91ZM186 147V146H185ZM50 148V147H49ZM56 148V147H55ZM54 148V149H55ZM66 148H68V146L66 147ZM65 148V149H66ZM156 148V147H155ZM222 148V149H221ZM229 148H231V147H229ZM236 148H238V147H236ZM51 149V148H50ZM49 149V150H50ZM57 149H59L58 147H57ZM73 149V148H72ZM97 149V148H96ZM226 149V148H225ZM232 149V148H231ZM230 149V150H231ZM62 150H63V148H62ZM71 150V149H70ZM78 150V149H77ZM92 150H93V148H92ZM201 150V149H200ZM207 150V149H206ZM47 151V150H46ZM52 151H53V149H52ZM56 151V150H55ZM58 151V150H57ZM64 151V150H63ZM68 151V150H67ZM72 151V150H71ZM75 151V150H74ZM79 151V150H78ZM96 151V150H95ZM98 151V153L100 154V150H97ZM188 151V150H187ZM228 151V150H227ZM226 150L224 151V152H227ZM233 151V150H232ZM261 151V152H260ZM48 152V151H47ZM61 152V151H60ZM198 152V153H197ZM50 153H51V151H50ZM59 153V152H58ZM76 153V152H75ZM97 153V154H98ZM62 154H63V152H62ZM149 154H148V156H149ZM49 155V154H48ZM51 155V154H50ZM66 155V154H65ZM77 155V153L76 154H74L73 156L75 157ZM221 155H223V156H221ZM236 155V154H235ZM62 156V155H61ZM61 156H59V157H61ZM70 156H71V154H70ZM79 156V155H78ZM147 156V157H148ZM68 157H69V155H68ZM48 158H49V156H48ZM156 158V160H158ZM193 158V157H192ZM46 159V158H45ZM50 159V158H49ZM68 159V158H67ZM71 159V158H70ZM73 159V158H72ZM71 159V160H72ZM148 159H150V158H148ZM152 159V158H151ZM190 159V158H189ZM234 159H235V157H234ZM236 159H235V161H236ZM174 160H176V159H174ZM51 161V160H50ZM49 161V162H50ZM75 161V160H74ZM82 161V160H81ZM221 161H223V162H221ZM232 161V160H231ZM230 161V162H231ZM68 162H69V160H68ZM73 162V161H72ZM77 162V161H76ZM94 162V161H93ZM152 162V161H151ZM159 162V161H158ZM171 162H173V159H172V161ZM226 162V161H225ZM226 162V164H228ZM71 163V162H70ZM79 163V162H78ZM81 163V162H80ZM90 163H92V162H90ZM173 163H175V162H173ZM221 163L223 164V165H221ZM74 164V163H73ZM85 164V163H84ZM94 164H96V163H94ZM93 164V165H94ZM50 165V164H49ZM71 165V164H70ZM92 165V166H93ZM161 165V164H160ZM168 165H170L171 166V164H168ZM168 165H166V168H167V166ZM232 165V164H231ZM48 166V165H47ZM78 166V165H77ZM81 166V165H80ZM85 165H83V167H84ZM90 166V165H89ZM91 166V167H92ZM95 166V165H94ZM163 166V165H162ZM180 166V165H179ZM189 166V165H188ZM227 166V165H226ZM230 166V165H229ZM259 166V165H258ZM88 167V166H87ZM174 167H175V164H174ZM178 167V166H177ZM224 167V168H223ZM231 168L233 167V166H230ZM239 167V166H238ZM79 168V167H78ZM93 168V167H92ZM91 168V169H92ZM111 168V167H110ZM109 168V169H110ZM155 168V167H154ZM164 168V167H163ZM166 168H165V170H166ZM202 168H200L199 170H201ZM230 168V169H231ZM94 169H95V167H94ZM108 169V170H109ZM176 169V168H175ZM202 169V170H203ZM80 170V169H79ZM86 170V169H85ZM115 169H114V167H113V172H112V170L110 169V171H111V173H114L115 171H114ZM156 170V169H155ZM160 170H162V169H160ZM170 170V169H169ZM172 170V169H171ZM174 170V169H173ZM198 170V171H199ZM234 170V169H233ZM237 169H235V171H236ZM257 170H259L258 169V167H257ZM45 171H46V169H45ZM49 171V170H48ZM96 171V170H95ZM94 171V172H95ZM109 171V172H110ZM163 171V170H162ZM175 171V170H174ZM204 171H206V170H204ZM228 171V170H227ZM47 172V171H46ZM85 172V171H84ZM91 172H93L92 170H91ZM130 172V171H129ZM212 172V173H213ZM75 173V172H74ZM78 172H76V174H77ZM86 173V172H85ZM96 173V172H95ZM108 173V172H107ZM116 173H117V171H116ZM125 173V172H124ZM158 173H161V172H158ZM171 173V172H170ZM176 173V172H175ZM180 173V172H179ZM199 174H200V172H198ZM202 173V172H201ZM204 173V172H203ZM202 173V174H203ZM210 173V172H209ZM250 173V172H249ZM75 174V175H76ZM127 174V173H126ZM157 174V173H156ZM184 174V173H183ZM186 174H187V172H186ZM194 174V173H193ZM192 174V175H193ZM201 174V175H202ZM228 176H229V179H231V183L232 184H234V186H235V192H239V193H235V195L237 194V195H239V197L237 198V200H240L241 201V205H239L238 204V207H237V205H235L236 207H234V208H232V206L234 205V203H228L227 201L228 200H230V199H228L227 200V195H226V199H224V197L223 198H220V195L221 194H219V199H218V201H216L217 203H216V206H215V204H214V206H213V202H212V204H210V205H212V207H207V208H204L203 209V211H195L192 215H191V217L190 218H187V216H186V220L184 219L185 218V215H184V217H182V218H180L179 216H178V219H176L177 221H181V219H183V221H181L180 223H177L176 221V226H172L171 228H170V230H167L166 231V233L164 234H161V233H159V232H161V230H163L164 231V229L163 228H166V227H164L163 226V228H159L160 229V231L158 230L157 231V228L154 226V225H152V226H154L155 228H156V231H157V233H159V235H161V236H158L159 237V239H162V238H165L166 236H169L170 237V235L172 236V238L171 239H169V241H171V240H173V239H177L179 236H178V234L176 235V231L178 230H180L179 228H186V227H193V225L194 224H196V223H199V221H202L203 220V218H205V220H207V219H213V220H217V218H219V216H222L223 215V217L222 218H224L225 217V220H226V217H227V219H229V221L228 222H230V220H231V222H236V221H234V219L235 220H238L237 222H238V224L237 223H235L236 225H234L233 223V225L231 224L229 227H227V229L224 231V232H222V229H220L221 230V232L219 233V234H217L215 231L214 232H212V233H208L207 234V236H209L208 237V239H205V240H203V239H201V238H199V237H196L195 236V234H194V236L193 235H189V236H187L186 237V239H184L185 241H183V243H179L180 244V246H171V244H169V241L165 244H161L160 246H158L157 247V251L160 253V255H161V257L162 258H168V257H170L174 252H176V251H179L180 253H181V257H180V261L182 262V263H184V264H188L189 262H191L192 260H196L197 258H199L200 256H205V263L206 264H264V259L263 260H259V261H257V256H259L258 255V252H259V249H261L262 247V245L264 244V200H263V196H261V194H259L258 195V191H257V193L255 192L257 189H259L258 187H257V184H256V186H252L254 183H252V178H250L249 180H247V181H245V183H242V182H244V181H242V180H239L238 179V177H236L233 173H230V172H227L226 173ZM80 175V174H79ZM89 175V174H88ZM91 175H95V174H91ZM114 175H115V173H114ZM116 175H118V174H116ZM151 175V174H150ZM166 175H167V173H166ZM168 175H169V173H168ZM210 175V174H209ZM253 175H255V173L253 174ZM252 175V176H253ZM259 175V174H258ZM262 175L264 176V173H262ZM44 176V175H43ZM47 176V175H46ZM73 176H74V174H73ZM77 176V175H76ZM87 176V175H86ZM86 176H83V178L84 177H86ZM128 176V175H127ZM152 176V175H151ZM176 176V175H175ZM179 176V175H178ZM183 176V175H182ZM205 176V175H204ZM240 176V175H239ZM75 177V176H74ZM114 177H116V176H114ZM124 177V176H123ZM135 177V176H134ZM153 177H155V175L153 176ZM159 177V176H158ZM164 178L163 176H160L159 178ZM190 177V176H189ZM195 177V176H194ZM226 177V176H225ZM260 177H262V176H260ZM260 177H258L259 179H260ZM46 178V177H45ZM78 178V177H77ZM88 178V177H87ZM95 178V177H94ZM136 178V177H135ZM167 178V177H166ZM165 178V179H166ZM169 178V177H168ZM175 178V177H174ZM182 178V177H181ZM180 178V179H181ZM188 178V177H187ZM257 178V180L256 181H258L259 179ZM70 179V178H69ZM90 179V178H89ZM119 179V178H118ZM131 179V178H130ZM129 179V180H130ZM137 179H138V177H137ZM140 179V178H139ZM151 179V178H150ZM176 179V178H175ZM211 179V178H210ZM226 179V178H225ZM262 179H263V177H262ZM74 180V179H73ZM78 180V179H77ZM91 180V179H90ZM122 180V179H121ZM160 180H162V179H160ZM167 180H169V179H167ZM173 180V179H172ZM195 180V179H194ZM246 180V179H245ZM44 181H45V179H44ZM76 181V180H75ZM80 181H81V178H80ZM86 181V180H85ZM96 181V180H95ZM94 181V182H95ZM128 181V180H127ZM126 181V182H127ZM135 181V180H134ZM159 180H157V182H158ZM163 181V180H162ZM192 181V180H191ZM191 181L190 180H183V178H182V180H180L179 182H176L175 183V185L173 184H171L172 186H171V188H170V186H169V188L168 187H166V185L163 183V185H165V187L163 186V187H161L160 186V184H159V186H157L155 183H157V182H154V183H152V182H150L151 184H150V186H148L149 188H147L148 190V192L151 194H149L147 191H146V193H148L149 195H150V197L152 196V197H154L155 198V196H156V198L158 197V198H160V199H158V200H161L162 202H164L165 204H169L168 206H170V202H173L174 203V205H172V206H174V210H175V208L177 207L178 208V204H175V202H178L179 203V201H185L186 203H187V201L191 198L192 199V194H193V192H194V195H193V197L195 196V190H197L198 191V189H197V187H199V186H197V185H193L192 183H191ZM196 181V180H195ZM194 181V182H195ZM223 181V180H222ZM242 181V182H241ZM251 181V183H249ZM261 181V180H260ZM83 182V181H82ZM116 182H118L117 181V179H116ZM130 182V181H129ZM139 182V181H138ZM137 182V185L139 184ZM205 181H203V183H204ZM215 182V181H214ZM218 182H220V180L218 181ZM223 182H225V181H223ZM247 182V183H246ZM254 182V181H253ZM259 182V181H258ZM263 182V181H262ZM46 183V182H45ZM68 183V182H67ZM66 183V184H67ZM70 183H72V182H70ZM75 183V182H74ZM120 183V182H119ZM123 182H121V184H122ZM160 183H162V182H160ZM173 183V182H172ZM212 183V182H211ZM217 183V182H216ZM215 183V184H216ZM256 183V182H255ZM264 183V182H263ZM61 184V183H60ZM64 184V183H63ZM66 184H64V185H66ZM76 184H78V181H77V183ZM85 184V183H84ZM86 184H87V182H86ZM117 184V183H116ZM130 184V183H129ZM134 184V183H133ZM136 184V183H135ZM167 184V183H166ZM199 184H200V182H199ZM206 184V183H205ZM258 184H260V183H258ZM44 185V184H43ZM70 185V184H69ZM72 186H73V183L71 184ZM79 185V184H78ZM77 185V186H78ZM83 185V184H82ZM91 185V184H90ZM114 185H115V183H114ZM118 185V184H117ZM120 185V184H119ZM217 185V184H216ZM223 185V184H222ZM221 185V186H222ZM225 185V184H224ZM263 185V184H262ZM261 185V186H262ZM63 186V185H62ZM67 186V185H66ZM65 186V187H66ZM88 186H89V184H88ZM116 186V185H115ZM122 186V185H121ZM126 186H127V184H126ZM131 186V185H130ZM208 186V185H207ZM213 186H215V185H212V187H211V190H212V188H213ZM232 186V185H231ZM79 187V186H78ZM82 187V186H81ZM81 187H79V188H81ZM133 188H134V186H132ZM140 187V186H139ZM160 187V188H159ZM206 187V186H205ZM216 187V186H215ZM257 187V189L255 190V188ZM60 188V187H59ZM58 188V189H59ZM69 188V187H68ZM68 188H67V190H66V188H65V190L66 191H68ZM98 188V187H97ZM116 188V187H115ZM143 188V187H142ZM202 188V187H201ZM207 188V187H206ZM205 188V189H206ZM208 188H209V186H208ZM218 187H216V189H217ZM222 188V187H221ZM248 188H249V190H248ZM262 188V187H261ZM260 188V190L262 191L263 189H261ZM45 189H47V188H45ZM50 189V188H49ZM57 189V188H56ZM62 189H63V187H62ZM71 190H73L72 188H70ZM119 189H121V188H119ZM139 189V188H138ZM216 189H215V191H216ZM219 189V188H218ZM225 189V188H224ZM52 190V189H51ZM61 190V188L59 189V191ZM83 190V189H82ZM86 190V189H85ZM84 190V191H85ZM102 190V189H101ZM100 190V191H101ZM106 190H107V188H106ZM113 190V189H112ZM137 189H135V191H136ZM144 190H146V188H144ZM203 190H204V188H203ZM210 190V191H211ZM237 190V191H236ZM259 190V193L261 192ZM47 191H48V189H47ZM93 191V190H92ZM98 191V190H97ZM103 191V190H102ZM101 191V192H102ZM116 191V190H115ZM206 191V190H205ZM226 191H227V189H226ZM62 191H60V193H61ZM89 192V191H88ZM105 192V191H104ZM121 192V191H120ZM124 192H126V190L124 191ZM217 192V191H216ZM228 192V191H227ZM49 193V192H48ZM47 193V194H48ZM50 193H51V191H50ZM71 193V192H70ZM95 193V192H94ZM138 193H140V192H138ZM142 193V192H141ZM141 193H140V195H141ZM205 193V192H204ZM213 192H211V194H212ZM218 193V192H217ZM65 194V193H64ZM98 194V193H97ZM114 194V193H113ZM117 194V193H116ZM123 194V193H122ZM203 194V193H202ZM227 194V193H226ZM52 195V194H51ZM54 195H56V194H54ZM58 195H59V193H58ZM66 195V194H65ZM127 195V194H126ZM144 195V194H143ZM204 195V194H203ZM208 195V194H207ZM213 195V194H212ZM49 196V195H48ZM61 196H62V193H61ZM87 196V195H86ZM104 196H105V194H104ZM108 196V195H107ZM107 196H105V197H107ZM133 196V195H132ZM136 196V195H135ZM134 196V197H135ZM205 196H206V194L204 195V198H205ZM214 196H216V195H213V198H214ZM59 197V196H58ZM69 197V196H68ZM92 197V196H91ZM112 197H113V195H112ZM124 197V196H123ZM137 197V196H136ZM135 197V198H136ZM148 197V196H147ZM151 197V198H152ZM199 197V196H198ZM212 197V196H211ZM50 198H52L51 196H50ZM70 198V197H69ZM75 198V197H74ZM77 198V197H76ZM88 198V197H87ZM86 198V199H87ZM104 198V197H103ZM109 198H110V196H109ZM153 198V199H154ZM206 198H207V196H206ZM218 198V197H217ZM45 199V200H44ZM57 199V198H56ZM61 199L62 198H60V201H61ZM72 198H70V200H71ZM108 199V198H107ZM113 199V198H112ZM117 199V198H116ZM193 199H195L196 200V197L195 198H193ZM192 199V200H193ZM209 199H211V198H209ZM215 199V198H214ZM213 199V200H214ZM55 200V199H54ZM79 200V199H78ZM109 200V199H108ZM118 200H119V198H118ZM127 200V199H126ZM131 200V199H130ZM133 200H135V199H133ZM138 200V199H137ZM140 200V199H139ZM147 200V199H146ZM157 200V199H156ZM225 200H227V201H225ZM47 201H49L48 199H47ZM46 201V202H47ZM51 201H53V200H51ZM59 201V200H58ZM65 201H67V200H65ZM64 201V204H62L63 205V207H64V205H65V202ZM72 201H73V199H72ZM75 201H77V200H75ZM105 201H107V200H105ZM110 201V200H109ZM114 201V200H113ZM123 201V200H122ZM121 201V202H122ZM141 201V200H140ZM153 201V200H152ZM191 200H189V202H190ZM208 201V200H207ZM233 201V200H232ZM235 201V200H234ZM69 202V201H68ZM78 202V201H77ZM76 202V203H77ZM89 202V201H88ZM108 202V201H107ZM115 202H117V200L115 201ZM131 202V201H130ZM147 202V201H146ZM149 202V201H148ZM154 202V201H153ZM160 202V201H159ZM180 202V203H181ZM191 202H193V201H191ZM197 202H199V201H197ZM205 202V201H204ZM230 202V201H229ZM54 203H55V201H54ZM63 203V202H62ZM76 203H75V205H76ZM103 203V202H102ZM132 203V202H131ZM130 203V204H131ZM142 203V202H141ZM163 203V204H164ZM186 203H184L185 204V206H186ZM200 204H201V202H199ZM57 204V203H56ZM56 204H54V205H56ZM72 204H73V202H72ZM78 205L80 204L79 202L77 203ZM106 204V203H105ZM104 204V205H105ZM119 204V203H118ZM125 204V203H124ZM124 204H123V206H124ZM127 204V203H126ZM125 204V205H126ZM134 204V203H133ZM132 204V205H133ZM138 204H140V203H138ZM144 204H145V201H144ZM153 204H156V203H153ZM161 204V203H160ZM15 205H14V207H15ZM75 205H73V206H75ZM83 205V204H82ZM104 205H103V207H104ZM108 205V204H107ZM113 205V204H112ZM147 205H148V203H147ZM162 205V204H161ZM182 205V204H181ZM12 206V207H11ZM52 206V205H51ZM89 206V205H88ZM99 206V205H98ZM106 206V205H105ZM109 206V205H108ZM111 206V205H110ZM122 206V207H123ZM139 206V205H138ZM141 206V205H140ZM143 206V205H142ZM156 206L157 205H155L154 207L156 208ZM171 206V207H172ZM180 206V205H179ZM183 206V205H182ZM200 206V205H199ZM203 206V205H202ZM11 207V208H10ZM53 207V206H52ZM56 207H57V205H56ZM58 207H59V205H58ZM57 207V208H58ZM60 207H61V205H60ZM59 207V208H60ZM68 207V206H67ZM78 207V206H77ZM82 206H80V208H81ZM102 207V208H103ZM120 207V206H119ZM144 207V206H143ZM146 207H148V206H146ZM189 207V206H188ZM201 207V206H200ZM84 208H86V206H84ZM84 208H83V210H84ZM109 208V207H108ZM129 208H130V206H129ZM133 208V207H132ZM135 208H138V207H135ZM190 208H192L193 209V207H191V204H190V207H189V209ZM48 209V208H47ZM70 209V208H69ZM68 209V210H69ZM86 209H88V208H86ZM97 209H99V208H97ZM104 209V208H103ZM122 209V208H121ZM120 209V210H121ZM143 209V208H142ZM145 209V208H144ZM147 209V208H146ZM153 209V208H152ZM166 209H167V206H166ZM179 209V208H178ZM183 209H184V207H183ZM248 211L247 213H245V211L246 210ZM50 210H51V208H50ZM61 210V209H60ZM67 210V211H68ZM71 210V209H70ZM75 210V209H74ZM73 210V211H74ZM105 210V209H104ZM104 210H103V212H104ZM110 210V209H109ZM114 210V209H113ZM117 210H119L118 209V206H117ZM125 210V209H124ZM133 210V209H132ZM135 210V209H134ZM133 210V211H134ZM162 210V209H161ZM198 210V209H197ZM245 210V211H244ZM56 210H54L53 212H55ZM58 211V210H57ZM62 211V210H61ZM79 211H81L80 209H79ZM85 211V210H84ZM130 211V210H129ZM139 211V210H138ZM137 211V212H138ZM146 211H148V209L146 210ZM157 211V210H156ZM186 211V210H185ZM188 211V210H187ZM12 212V211H11ZM75 212H77V211H75ZM97 212V211H96ZM95 212V213H96ZM123 212H127V209H126V211H123ZM144 212V211H143ZM159 212H160V210H159ZM162 212V211H161ZM173 212V211H172ZM176 212V211H175ZM180 212H181V210H180ZM180 212H178V213H180ZM193 211H191V213H192ZM50 213V212H49ZM56 213H58V212H56ZM64 214H65V212H63ZM70 213H71V211H70ZM84 213V212H83ZM106 213V212H105ZM107 213H109V212H107ZM111 213V212H110ZM114 213V212H113ZM122 213V212H121ZM132 213V212H131ZM135 213V212H134ZM133 213V214H134ZM145 213V212H144ZM190 213V214H191ZM51 214H53V213H51ZM61 214V213H60ZM60 214H59V216H60ZM75 214V213H74ZM80 214H82V213H80ZM120 214V213H119ZM124 214V213H123ZM148 214H150V213H148ZM183 214V213H182ZM231 214H233V216L231 217L230 215ZM55 215H57V214H55ZM72 215V214H71ZM70 215V216H71ZM79 215V214H78ZM84 215H85V213H84ZM89 215V214H88ZM107 215V214H106ZM122 215V214H121ZM127 215H128V213H127ZM130 215V214H129ZM128 215V216H129ZM132 215V214H131ZM130 215V216H131ZM177 215V214H176ZM187 215V214H186ZM226 215V216H225ZM229 216V218H228V216ZM58 216V217H59ZM62 216V215H61ZM66 216H68L67 214H66ZM75 216V215H74ZM81 216H83V215H81ZM80 216V217H81ZM93 217H94V215H92ZM112 216V215H111ZM125 216V215H124ZM150 216H151V214H150ZM159 216V215H158ZM183 216V215H182ZM27 217V216H26ZM53 217V216H52ZM55 217V216H54ZM64 218L60 221V224H61V226L60 225H58L57 227H59V229L61 228L64 232H65V235H69V236H71V238H74V239H78V237L79 236H82V234H83V232H82V234H81V229H79V226H78V221L76 220V217H77V215L75 216V218H71V219H66V217L65 216H63ZM72 217V216H71ZM85 217H86V215H85ZM84 217V218H85ZM100 217H103V216H100ZM121 217V216H120ZM132 217V216H131ZM139 217H140V215H139ZM138 217V218H139ZM168 217H171L170 215L168 216ZM188 217H189V214H188ZM83 218V217H82ZM114 218V217H113ZM118 218V217H117ZM123 218V217H122ZM141 218H143V217H141ZM148 218H149V216H148ZM154 218H156V217H154ZM173 218V217H172ZM180 218V219H179ZM221 218V217H220ZM221 218V219H222ZM233 218V219H232ZM47 219V218H46ZM48 219H50V218H48ZM47 219V220H48ZM52 219V218H51ZM59 219H60V217H59ZM89 219V218H88ZM92 219V218H91ZM99 219V218H98ZM115 219V218H114ZM126 219H127V217H126ZM132 219V218H131ZM130 219V220H131ZM159 219V218H158ZM161 219V218H160ZM168 219V218H167ZM58 220V219H57ZM80 220V219H79ZM84 220V219H83ZM95 220V219H94ZM110 220V219H109ZM154 220V219H153ZM152 220V221H153ZM165 220V219H164ZM174 220H175V218H174ZM29 221V220H28ZM45 221V222H44ZM49 221V220H48ZM48 221H47V224H48ZM56 221V220H55ZM81 221H82V219H81ZM157 221V220H156ZM155 221V222H156ZM50 222V221H49ZM84 222V221H83ZM83 222L82 223H80V224H83ZM88 222V221H87ZM100 222V221H99ZM113 222H115V220L113 221ZM144 222V221H143ZM143 222H141V223H143ZM150 222V221H149ZM154 222V221H153ZM154 222V223H155ZM172 222V221H171ZM230 222V223H231ZM51 223H53V222H51ZM90 223H91V221H90ZM98 223V222H97ZM108 223H109V221H108ZM117 223V222H116ZM148 223V222H147ZM157 223V222H156ZM164 223V222H163ZM174 223V222H173ZM102 224V223H101ZM100 224V225H101ZM118 224V223H117ZM124 224V223H123ZM127 224V223H126ZM138 224V223H137ZM153 224V223H152ZM160 224V223H159ZM167 224V223H166ZM32 225H33V223H32ZM49 225V224H48ZM90 225V224H89ZM107 225V224H106ZM128 225H129V223H128ZM135 225V224H134ZM158 225V224H157ZM163 225V224H162ZM168 225V224H167ZM51 226H53L52 224H51ZM56 226V225H55ZM92 226V225H91ZM96 226V225H95ZM103 226V225H102ZM113 226H114V224H113ZM120 226V225H119ZM140 226V225H139ZM138 226V227H139ZM46 227V226H45ZM50 227V226H49ZM80 227H81V225H80ZM84 227V226H83ZM83 227H81V228H83ZM106 227H108V225L106 226ZM111 227L112 226H110L109 225V228L111 229ZM131 227H133V226H131ZM150 227V226H149ZM158 227H159V225H158ZM162 227V226H161ZM52 228V227H51ZM102 228V227H101ZM118 228V227H117ZM116 228V229H117ZM122 228V227H121ZM136 228V227H135ZM135 228H134V230H135ZM142 228V227H141ZM141 228H138V229H141ZM146 227L144 226V229H145ZM153 228V227H152ZM50 229V228H49ZM48 229V230H49ZM58 228H56V231H59V230H57ZM92 229V228H91ZM91 229H88V230H91ZM99 229V228H98ZM97 229V230H98ZM103 229V228H102ZM120 229V228H119ZM123 229V228H122ZM121 229V230H122ZM143 229V228H142ZM146 229H148V228H146ZM166 229H169L168 227L166 228ZM218 229V228H217ZM62 230H61V232H62ZM106 230V229H105ZM104 230V231H105ZM107 230H108V228H107ZM114 230V229H113ZM118 230V229H117ZM127 230V229H126ZM131 230V229H130ZM134 230H133V232H134ZM151 230V229H150ZM153 230H155V229H153ZM185 230V229H184ZM183 230V231H184ZM101 231V230H100ZM103 231V232H104ZM145 231V230H144ZM148 231V230H147ZM146 231V233H149V232H147ZM189 231V230H188ZM209 231H211V230H209ZM208 231V232H209ZM48 232V233H47ZM55 232V231H54ZM110 232H112V231H110ZM109 232V233H110ZM114 232V231H113ZM124 232V231H123ZM126 232V231H125ZM179 232H181V230L179 231ZM191 232V231H190ZM30 233V232H29ZM54 234V236L52 235V234ZM86 233H89L88 231L86 232ZM97 233V232H96ZM99 233V232H98ZM105 233H107V232H105ZM117 233V232H116ZM140 236H141V234H140V231L139 232H137ZM154 232H152V234H153ZM156 233V234H157ZM175 233V234H174ZM178 233V232H177ZM184 233H185V231H184ZM47 234H49V235H52V236H47ZM100 234H101V232H100ZM113 234H115V233H113ZM125 234H127V232L125 233ZM145 234V233H144ZM174 234V235H173ZM187 234H189V232H187ZM29 235V234H28ZM60 235V236H59ZM64 235V234H63ZM64 235V236H65ZM85 235V234H84ZM91 235H92V233H91ZM99 235V234H98ZM102 235V234H101ZM119 235V234H118ZM130 235V234H129ZM134 235H136L135 233L133 234V236ZM148 235V234H147ZM146 235V236H147ZM153 235H155V234H153ZM158 235V234H157ZM166 235V236H165ZM186 235V234H185ZM68 236V237H69ZM105 236V235H104ZM121 236V235H120ZM123 236V235H122ZM121 236V237H122ZM132 236V235H131ZM137 236V235H136ZM139 236V237H140ZM150 236V235H149ZM156 236V235H155ZM154 236V237H155ZM164 236V237H163ZM1 237H3V236H1ZM62 237V236H61ZM83 237V236H82ZM91 237H93V236H91ZM98 237V236H97ZM96 237V238H97ZM138 237V236H137ZM153 237V238H154ZM160 237H162V238H160ZM168 237V238H169ZM183 237V236H182ZM9 238V237H8ZM66 238V237H65ZM105 238V237H104ZM109 238V237H108ZM129 238V237H128ZM136 237H134V238H132V239H135ZM168 238H166V239H168ZM47 239V240H46ZM58 239H60V238H58ZM80 239V238H79ZM78 239V240H79ZM82 239V238H81ZM101 239V238H100ZM125 239H126V237H125ZM140 239V238H139ZM147 239V238H146ZM155 239V238H154ZM1 240V239H0ZM69 240V239H68ZM89 240H91V238L89 239ZM97 240V239H96ZM107 240H110V239H107ZM119 240H120V238H119ZM129 240H130V238H129ZM136 240V239H135ZM141 240H143V239H141ZM140 240V241H141ZM183 240V239H182ZM75 241V240H74ZM85 241V240H84ZM83 241V242H84ZM98 241V240H97ZM103 241H104V239H103ZM123 242H124V239L122 240ZM127 241V240H126ZM133 241V240H132ZM153 241V240H152ZM157 241V240H156ZM162 241V240H161ZM174 241V240H173ZM245 241H247V245L246 244H244V242ZM77 242V241H76ZM88 242V241H87ZM86 242V243H87ZM90 242V241H89ZM113 242V241H112ZM118 242V241H117ZM128 242V241H127ZM62 243V242H61ZM60 243V244H61ZM98 243V242H97ZM108 243H110V242H108ZM129 243V242H128ZM135 243V242H134ZM150 243V242H149ZM148 243V244H149ZM153 243V242H152ZM48 244V243H47ZM54 244H55V242H54ZM66 244V243H65ZM68 244V243H67ZM83 244V243H82ZM115 244H117V243H115ZM137 244H139V243H137ZM141 244V243H140ZM139 244V245H140ZM49 245V244H48ZM51 246L53 245V244H50ZM62 245H63V243H62ZM76 245H78V242H77V244ZM79 245H80V243H79ZM84 245V244H83ZM88 245V244H87ZM86 245V246H87ZM95 245V244H94ZM97 245V244H96ZM95 245V246H96ZM99 245H100V242H99ZM119 245V244H118ZM133 244H131V246H132ZM155 245V244H154ZM64 246V245H63ZM70 245L68 244V247H69ZM107 246V245H106ZM114 246V245H113ZM121 246H123V245H121ZM126 246V245H125ZM145 246V245H144ZM153 246V245H152ZM58 248H59V246H57ZM61 247V246H60ZM68 247H66V248H68ZM83 247V246H82ZM89 247H90V244H89ZM96 247H98V245L96 246ZM112 247V246H111ZM116 247V246H115ZM118 247V246H117ZM136 247V246H135ZM71 248V247H70ZM73 248V247H72ZM78 248V247H77ZM79 248H80V246H79ZM85 248V247H84ZM127 248V247H126ZM129 248V247H128ZM131 248V247H130ZM134 248V247H133ZM150 248V247H149ZM74 249H76V248H73L72 249V251L74 252ZM94 248H92V250H93ZM98 249H100V248H98ZM119 249V248H118ZM124 249V248H123ZM27 250V251H26ZM51 250H52V248H51ZM50 250V251H51ZM60 250V249H59ZM58 250V251H59ZM62 250V249H61ZM66 250V249H65ZM78 250V249H77ZM91 250V249H90ZM104 250H106L107 251V249H104ZM120 250V249H119ZM127 250V249H126ZM152 250V249H151ZM68 251V250H67ZM70 251V250H69ZM95 251V250H94ZM111 251V250H110ZM113 251H114V249H113ZM115 251H116V249H115ZM28 253V255H25V253ZM60 252H62V251H60ZM59 252V253H60ZM65 252V251H64ZM80 252H83L82 250L80 251ZM85 252H87L86 250H85ZM84 252V253H85ZM90 251L88 250V253H89ZM119 253L121 252V251H118ZM260 252H264V250L263 251H260ZM68 253V252H67ZM75 253H78V252H75ZM92 253H94L93 251L91 252V254ZM99 253V252H98ZM107 253H108V251H107ZM117 253V252H116ZM62 254H64V253H62ZM70 254V253H69ZM81 254V253H80ZM96 254V253H95ZM94 254V255H95ZM102 254V253H101ZM112 254V253H111ZM138 254V253H137ZM147 254V253H146ZM60 256H62L61 254H59ZM58 255V256H59ZM97 255H99V254H97ZM105 255V254H104ZM110 255V254H109ZM177 255V254H176ZM67 256V255H66ZM85 256H87V254L85 255ZM102 256V255H101ZM108 256V255H107ZM106 256V257H107ZM143 256H144V254H143ZM261 256V255H260ZM69 257V256H68ZM72 257V256H71ZM77 257H78V255H77ZM80 257V256H79ZM84 256H82L81 258H83ZM89 257V256H88ZM98 257V256H97ZM175 257V256H174ZM64 258V257H63ZM62 257H61V259H63ZM90 258V257H89ZM104 258V257H103ZM158 258V257H157ZM260 258V257H259ZM258 258V259H259ZM69 259V258H68ZM68 259H66V260H68ZM71 259V258H70ZM79 259V258H78ZM100 259V258H99ZM155 259V258H154ZM34 260V259H33ZM46 260V259H45ZM58 260H60L59 258H58ZM58 260H56V264H58L57 263V261ZM65 259H63V261H64ZM75 260V258L73 259V261ZM91 260V259H90ZM94 260H95V258H94ZM93 260V261H94ZM97 260V259H96ZM113 260V259H112ZM119 261V260H118ZM117 261V262H118ZM154 261V260H153ZM44 262V261H43ZM46 262V261H45ZM52 262V261H51ZM65 263H66V261H64ZM63 262V263H64ZM68 262V261H67ZM78 262H81L80 260H78L77 261V264H78ZM92 262V261H91ZM97 262V261H96ZM95 262V263H96ZM99 262V261H98ZM116 262V261H115ZM122 262V261H121ZM204 262V261H203ZM73 263V262H72ZM100 263V262H99ZM98 263V264H99ZM113 263V262H112ZM120 263V262H119ZM54 264V263H53ZM61 264V263H60ZM81 264V263H80ZM91 264V263H90ZM93 264H94V262H93ZM114 264H117V263H114ZM165 264V263H164ZM204 264V263H203Z\"/></svg>",
    "mask_w": 264,
    "mask_h": 264
}]
</instances>
